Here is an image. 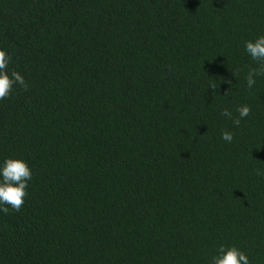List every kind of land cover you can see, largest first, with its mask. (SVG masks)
<instances>
[{
	"label": "trees",
	"instance_id": "obj_1",
	"mask_svg": "<svg viewBox=\"0 0 264 264\" xmlns=\"http://www.w3.org/2000/svg\"><path fill=\"white\" fill-rule=\"evenodd\" d=\"M261 35L264 0H0L28 84L0 101V164L33 177L0 211V264H212L221 245L264 264Z\"/></svg>",
	"mask_w": 264,
	"mask_h": 264
},
{
	"label": "clouds",
	"instance_id": "obj_2",
	"mask_svg": "<svg viewBox=\"0 0 264 264\" xmlns=\"http://www.w3.org/2000/svg\"><path fill=\"white\" fill-rule=\"evenodd\" d=\"M245 50L255 61L258 67L250 68L246 76L247 87L251 89L256 83V77H264V35L259 36L255 41L245 42ZM11 56L5 49H0V101L9 98L15 86H20L27 90L28 84L24 76L16 70L8 71V65ZM235 74V72H234ZM231 83V81H229ZM216 89V85H210ZM227 94V93H226ZM238 117L233 119V125L239 127L241 120L251 115L250 105L244 104L236 108ZM221 115L232 119V112L223 109ZM221 138L231 143L233 133L224 131ZM257 175H264V172L257 171ZM32 171L28 163L23 158H6L0 164V211L9 213V207L12 211L18 212L25 203V198L29 195V182L32 180ZM212 264H250L248 255L236 246L221 245L218 249V255L212 259Z\"/></svg>",
	"mask_w": 264,
	"mask_h": 264
}]
</instances>
